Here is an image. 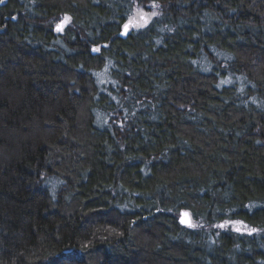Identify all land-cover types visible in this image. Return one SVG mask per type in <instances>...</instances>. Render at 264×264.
I'll use <instances>...</instances> for the list:
<instances>
[{
	"label": "trees",
	"instance_id": "1",
	"mask_svg": "<svg viewBox=\"0 0 264 264\" xmlns=\"http://www.w3.org/2000/svg\"><path fill=\"white\" fill-rule=\"evenodd\" d=\"M0 264H264V0L0 3Z\"/></svg>",
	"mask_w": 264,
	"mask_h": 264
},
{
	"label": "water",
	"instance_id": "2",
	"mask_svg": "<svg viewBox=\"0 0 264 264\" xmlns=\"http://www.w3.org/2000/svg\"><path fill=\"white\" fill-rule=\"evenodd\" d=\"M126 32L127 31L125 30V27H124L122 29V31L120 32V37L124 39L125 38V35H126ZM179 222L184 227H190L191 226V218L188 215V213L181 212L180 213Z\"/></svg>",
	"mask_w": 264,
	"mask_h": 264
},
{
	"label": "rangeland",
	"instance_id": "3",
	"mask_svg": "<svg viewBox=\"0 0 264 264\" xmlns=\"http://www.w3.org/2000/svg\"><path fill=\"white\" fill-rule=\"evenodd\" d=\"M150 14V11L147 9H137L136 14H135V20L133 24H138L142 22L146 17H148ZM233 229L237 228V225H233Z\"/></svg>",
	"mask_w": 264,
	"mask_h": 264
},
{
	"label": "snow or ice",
	"instance_id": "4",
	"mask_svg": "<svg viewBox=\"0 0 264 264\" xmlns=\"http://www.w3.org/2000/svg\"><path fill=\"white\" fill-rule=\"evenodd\" d=\"M3 2H4V0H0V3H3ZM69 19H70L69 17H65V18H64V21H62L61 24H58V25H57L56 30H57L58 32H59V31H62V29H63V24L67 23ZM124 27H125V30L127 31V29H128V25H125ZM93 51H98V49H93ZM228 223H229V221H225L224 224H221V225H219L218 227L224 228ZM233 223H239V222H233ZM237 231H239L238 228H237ZM252 231H255V230L253 229Z\"/></svg>",
	"mask_w": 264,
	"mask_h": 264
}]
</instances>
